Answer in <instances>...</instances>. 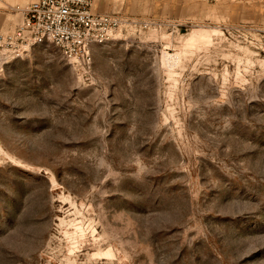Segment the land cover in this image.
Segmentation results:
<instances>
[{
  "label": "rangeland",
  "instance_id": "rangeland-1",
  "mask_svg": "<svg viewBox=\"0 0 264 264\" xmlns=\"http://www.w3.org/2000/svg\"><path fill=\"white\" fill-rule=\"evenodd\" d=\"M108 1L89 69L0 49V264H264V1Z\"/></svg>",
  "mask_w": 264,
  "mask_h": 264
},
{
  "label": "built area",
  "instance_id": "built-area-1",
  "mask_svg": "<svg viewBox=\"0 0 264 264\" xmlns=\"http://www.w3.org/2000/svg\"><path fill=\"white\" fill-rule=\"evenodd\" d=\"M96 0H35L23 23L0 35V49L17 57L31 47L50 43L70 61L91 68L92 47L104 43L121 27L141 22L123 13H99Z\"/></svg>",
  "mask_w": 264,
  "mask_h": 264
},
{
  "label": "crops",
  "instance_id": "crops-1",
  "mask_svg": "<svg viewBox=\"0 0 264 264\" xmlns=\"http://www.w3.org/2000/svg\"><path fill=\"white\" fill-rule=\"evenodd\" d=\"M33 0H0V31L12 27L14 21L18 18V15L10 13L7 11L13 4L18 2H31ZM135 2L132 6L136 7V10H140V13L144 12L147 3L151 7L152 13H157L159 15H171L174 17L180 16V13L184 11L185 8L190 7L191 5L199 4L202 2L199 1H213V0H131ZM248 1L251 0H241ZM264 1V0H263ZM129 0L124 1V6L127 7L129 5ZM113 6L109 4L108 0H96L94 8L98 12H108ZM21 15H19L20 17Z\"/></svg>",
  "mask_w": 264,
  "mask_h": 264
}]
</instances>
